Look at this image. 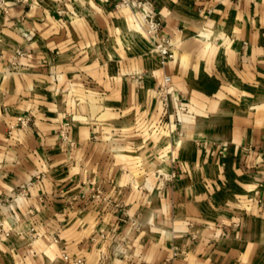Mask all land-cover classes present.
<instances>
[{
	"label": "crops",
	"instance_id": "crops-1",
	"mask_svg": "<svg viewBox=\"0 0 264 264\" xmlns=\"http://www.w3.org/2000/svg\"><path fill=\"white\" fill-rule=\"evenodd\" d=\"M142 2L0 7V264H264V0Z\"/></svg>",
	"mask_w": 264,
	"mask_h": 264
},
{
	"label": "built area",
	"instance_id": "built-area-1",
	"mask_svg": "<svg viewBox=\"0 0 264 264\" xmlns=\"http://www.w3.org/2000/svg\"><path fill=\"white\" fill-rule=\"evenodd\" d=\"M125 4H136L138 7H141L143 5L142 0H124ZM0 7H2L4 10L7 9V0H0ZM145 14L143 17V26L145 29V32L147 33V35L153 40L154 44V50L157 51L162 58V62L164 63L166 60L171 59L174 57V49L172 46V39L170 36H168L167 34H163L161 35V21L156 17V15H154L152 13V11L149 10H145ZM27 36H29L27 34ZM15 55H14V59L12 60V64L13 65H18L19 64V60L24 57V55L26 54V51L24 49L21 48H17L15 49ZM171 77L170 75H165L164 81L165 84L162 85L159 88V94L161 96V98H163L164 100V105H168V92L171 90ZM16 123L11 125V128L9 129V133H13L17 128L19 127H25L26 125H29L30 120L29 117L27 115H20L17 117L16 119ZM69 125H70V121L67 120L64 125L61 127L60 130V135L63 136L64 139H70L68 130H69ZM32 230H35L34 227H32ZM11 231L9 229H7L5 227V225L3 224V222H0V238L3 236H8L10 235ZM63 258L65 259H70L69 254H67L66 252H64L62 254ZM74 264H88L85 258H81V257H74L71 258Z\"/></svg>",
	"mask_w": 264,
	"mask_h": 264
}]
</instances>
